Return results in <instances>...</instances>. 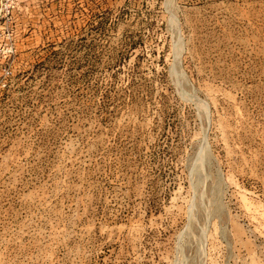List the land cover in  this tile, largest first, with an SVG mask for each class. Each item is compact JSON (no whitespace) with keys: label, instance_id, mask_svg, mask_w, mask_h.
Returning a JSON list of instances; mask_svg holds the SVG:
<instances>
[{"label":"rangeland","instance_id":"374dc122","mask_svg":"<svg viewBox=\"0 0 264 264\" xmlns=\"http://www.w3.org/2000/svg\"><path fill=\"white\" fill-rule=\"evenodd\" d=\"M0 264H264V0H0Z\"/></svg>","mask_w":264,"mask_h":264}]
</instances>
